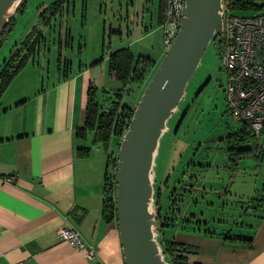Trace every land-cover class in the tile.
<instances>
[{
  "label": "crops",
  "instance_id": "0c3cea01",
  "mask_svg": "<svg viewBox=\"0 0 264 264\" xmlns=\"http://www.w3.org/2000/svg\"><path fill=\"white\" fill-rule=\"evenodd\" d=\"M42 1L44 6L54 2ZM55 1V17L58 8L61 14L65 10L69 14L71 9L76 15V0ZM159 2L145 0L139 13L126 15L129 23L124 26L127 36L134 30L140 32L137 41L141 45L137 52L131 50L130 44L135 42L130 38L122 47L129 48L135 59H151L147 74L167 50L159 23ZM81 6L87 12L86 3L82 1ZM41 8L44 7L40 4L36 9ZM156 27L161 32L159 38L152 35ZM30 30H23L21 41L13 45V51L21 47ZM156 44L158 55L153 56L151 52ZM65 63L68 69L63 74L58 64L60 71L44 77L31 67L40 64L34 53L0 96V264H125L116 215H110L103 205L108 155L101 153L98 146L85 156L76 152L77 147L86 145L76 130L84 123L87 87L90 83L97 85V75L92 74L89 63L74 64L72 60ZM182 126L179 121L172 131L174 136ZM169 132L171 129L167 127L164 135ZM85 139L91 143L89 136ZM245 148L250 149L248 154L251 148ZM239 160L234 168L229 162V170L236 172ZM189 165H193V168L187 167L192 172L191 180L204 185L207 173L203 171L207 166L192 162ZM8 177L11 181H6ZM223 178L214 177L220 183ZM231 178L232 173L227 183ZM225 188L223 211L232 194L231 187L227 188L226 184ZM221 197V194L217 196ZM251 199L247 202L250 206L230 200L229 205L235 210V214H228L235 220L231 223L233 226L228 225L231 221L220 218L218 223H223V228L208 230L205 221L200 224L206 227L203 231L188 221L182 226L185 233L166 235L159 231V235L183 246H194L192 254L190 250L185 253L189 264H264V196ZM199 200L191 197L189 204L198 205ZM201 200L205 202L203 197ZM207 204L208 209L213 207L211 200ZM159 212L167 221L176 220L175 216L167 217L166 213ZM241 214L249 219L242 221ZM213 223L216 224L215 220ZM62 226L78 231L85 248L76 249L61 239L58 229ZM227 235L244 238L231 240ZM87 250L92 254L88 255Z\"/></svg>",
  "mask_w": 264,
  "mask_h": 264
},
{
  "label": "rangeland",
  "instance_id": "374dc122",
  "mask_svg": "<svg viewBox=\"0 0 264 264\" xmlns=\"http://www.w3.org/2000/svg\"><path fill=\"white\" fill-rule=\"evenodd\" d=\"M23 1L19 0L14 12L8 17L9 20L14 15L15 21L12 30L2 37L0 68L13 51V45L21 41L23 30L31 28L28 40L32 42L39 40V45L35 43V60H40V64L30 66L44 77L47 74L55 75L57 71H60L58 64L61 65L60 74H63L68 69L65 61L72 60L74 64H90L88 67L93 69L92 74L97 75L99 101L103 99L105 89L114 90L121 86L109 70L108 57L111 52L121 48L127 42V38L135 42L130 44L134 52L141 45L140 41H137L139 30H136L137 33L134 30L132 35L127 36L124 26L129 23L126 15L139 13L145 0H76V15L71 9L69 14H66V10L63 14L57 10V17H55L54 9L55 0L49 6H44L42 0H25L23 11L15 12ZM82 1L87 5V12L83 10V5L81 6ZM40 4L44 8L37 10ZM258 11L261 10H245L236 14H252ZM153 31V37L159 38L161 35L159 27ZM221 48L219 36L216 41L213 36L185 86L184 96L167 120L166 128L159 139L152 172L153 193L150 210L156 218L158 209L156 195H158L162 213H166L167 217L175 216L176 220L167 222L166 225L169 227L166 225L163 227L166 235L176 232L185 233L182 226H186L188 221L194 224V228L203 231L206 227L200 224L205 221L208 222V230H214L213 227H219V230L223 228V223H218L220 218L224 219L223 221H231L228 225L233 226L231 223L235 220L232 221L233 217L228 216L235 211L234 207L229 205L230 200L240 205L243 204L239 201H243L244 205H248L247 202L252 197L259 200L264 196V132L236 144L238 147L251 148L248 154L240 158L236 172L229 170L227 165L229 163L227 148L235 146L233 141L229 142L230 139L226 138L227 130L237 131L242 128V123L232 119L227 111L225 99L227 70L220 61ZM156 50H159L157 44L154 52H151L153 56L158 55ZM159 62L154 70L146 75L140 86L126 85L122 102H127L131 108L135 109ZM179 121L183 126L174 136L172 131ZM167 127L171 129V132L164 135ZM122 138L123 136L120 142ZM83 140L86 144L84 146H90V149L98 146L101 153L108 155L106 165L108 171L112 168L111 172L116 170L120 142L116 146L112 139L104 147L101 144L90 143L85 137ZM190 162L201 163L202 167L207 166L203 171L207 173L204 185L199 181L194 183V179L191 180L192 172L187 170L188 166L193 168V165H189ZM198 170L196 168V171ZM231 173V182L227 183L226 180ZM219 176L224 177L222 183L214 179ZM226 184L227 188L231 187L232 194L228 196L229 200L223 211L221 203L225 201L223 191L226 189ZM219 189L221 191L216 192ZM220 194L222 197L218 199L217 196ZM191 197L194 200L200 198V203L189 204ZM202 197L205 202L201 200ZM209 200L213 203L211 209L207 208ZM241 216H243L242 221L249 219L245 217L246 215L241 214ZM214 220L216 224L213 223ZM157 225L159 226L158 221ZM154 239L162 262L169 264L168 258L163 254L158 228L154 231ZM190 246L184 244V248L190 250L192 254L194 246Z\"/></svg>",
  "mask_w": 264,
  "mask_h": 264
},
{
  "label": "water",
  "instance_id": "95a60500",
  "mask_svg": "<svg viewBox=\"0 0 264 264\" xmlns=\"http://www.w3.org/2000/svg\"><path fill=\"white\" fill-rule=\"evenodd\" d=\"M16 0H0V33ZM220 0H185L173 42L148 81L117 151L115 215L125 264H164L150 210L152 172L166 122L211 39L221 28Z\"/></svg>",
  "mask_w": 264,
  "mask_h": 264
},
{
  "label": "trees",
  "instance_id": "16d2710c",
  "mask_svg": "<svg viewBox=\"0 0 264 264\" xmlns=\"http://www.w3.org/2000/svg\"><path fill=\"white\" fill-rule=\"evenodd\" d=\"M24 2L25 0L19 5V7L16 8L15 12L19 10L21 12L23 11L22 9L24 7ZM163 4L164 1L160 0V24L164 19ZM228 6L234 13L243 12L245 10L264 11V0H229ZM14 21L13 15L9 18L5 27L2 29L0 33V44L4 34L12 30ZM29 38L30 32L25 36L21 47L15 51H12L10 56L3 61V66L0 68V96L10 84V81L23 68V66L29 60H31L32 56L34 55L35 43H38L39 40L32 42L28 40ZM214 40L216 41V38H214ZM108 59L109 70L117 79V81L120 82L121 86L114 90L105 89V92H103V99L99 101L98 88L96 85L90 83L86 91L84 123L76 130V135L78 137L83 139L84 137L86 138L89 136L92 144H101L104 147H106L112 139H114L116 146L119 144L120 139L127 130L129 121L133 116L134 108H131L127 102H122L126 85H139L142 81H144L145 75L147 74L148 69H150V65L152 63L151 59L148 57L135 59L132 51L127 47H121L111 52ZM261 132H264V126ZM254 136H257L256 133L244 124L242 125V128L237 131L227 132L226 138H229V142L233 141L235 144V146L227 148L230 167H236L239 158L245 156L247 151L250 150L249 148L238 147L236 144L244 142ZM90 150V146H80L77 147L76 152L79 156H85L90 153ZM111 170L108 171L106 169L105 172L103 185V205L105 211L109 212L110 215H114L116 170L114 172H111ZM156 197L157 206L159 207V196L156 195ZM159 211L160 210H157L156 220L159 223L158 232H162V227H164L168 221L167 218L161 217ZM227 236L231 240H240L244 238L240 235ZM160 238L163 254L168 258L169 264H189L185 255L187 250L184 248L183 244L166 239V237L163 235L162 237L160 236Z\"/></svg>",
  "mask_w": 264,
  "mask_h": 264
},
{
  "label": "built area",
  "instance_id": "2783aa9c",
  "mask_svg": "<svg viewBox=\"0 0 264 264\" xmlns=\"http://www.w3.org/2000/svg\"><path fill=\"white\" fill-rule=\"evenodd\" d=\"M163 1L161 30L164 44L169 47L184 17L185 0ZM228 3L229 0H220L221 28L214 36L216 39L219 36L220 61L227 70L226 107L232 119L258 136L264 126V11L236 14ZM58 232L61 239L76 249L85 248L75 229L62 226ZM87 253L91 255L92 251Z\"/></svg>",
  "mask_w": 264,
  "mask_h": 264
},
{
  "label": "bare ground",
  "instance_id": "6f19581e",
  "mask_svg": "<svg viewBox=\"0 0 264 264\" xmlns=\"http://www.w3.org/2000/svg\"><path fill=\"white\" fill-rule=\"evenodd\" d=\"M19 2V0H16L11 6H10V8L7 10V12H6V15H5V17L7 18V17H9L13 12H14V9H15V7H16V4ZM152 177V176H151ZM150 207V206H149Z\"/></svg>",
  "mask_w": 264,
  "mask_h": 264
}]
</instances>
